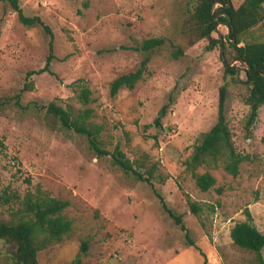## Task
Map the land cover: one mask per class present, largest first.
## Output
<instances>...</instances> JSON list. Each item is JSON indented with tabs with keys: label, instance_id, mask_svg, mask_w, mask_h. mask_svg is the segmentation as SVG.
Instances as JSON below:
<instances>
[{
	"label": "rangeland",
	"instance_id": "1",
	"mask_svg": "<svg viewBox=\"0 0 264 264\" xmlns=\"http://www.w3.org/2000/svg\"><path fill=\"white\" fill-rule=\"evenodd\" d=\"M239 4L242 0H232ZM23 13L37 15L53 32L48 71V35L25 25L8 1H0V218L20 207L37 188L69 205L63 213L72 230L37 254L49 264H258L255 253L233 244L230 228L251 212L264 234V106L245 130L246 86L224 73L219 47L206 39L187 45L176 35L187 0H18ZM223 34L227 27L219 23ZM216 35V33H214ZM165 36L183 48L178 57L166 44L152 54L133 88L110 94V82L138 67L133 47L145 38ZM125 47V48H124ZM231 60V64L236 63ZM244 79L243 74L240 80ZM32 81L33 88L26 85ZM228 84L226 119L237 151L239 173L221 165L200 166L216 179L200 190L183 161L198 135L217 119L219 87ZM81 87L90 91L82 102ZM19 97L17 98V95ZM54 102L73 112L92 109L100 125L97 155L86 137L63 129L39 105ZM36 104L38 106H36ZM167 105L161 126L153 121ZM118 147L152 186L126 173L112 159ZM18 199L4 201L3 191ZM156 191L181 214L190 245L164 211ZM188 201L202 210L195 215ZM84 247V250H83ZM264 261V247L261 250ZM0 264H12L0 242Z\"/></svg>",
	"mask_w": 264,
	"mask_h": 264
},
{
	"label": "trees",
	"instance_id": "2",
	"mask_svg": "<svg viewBox=\"0 0 264 264\" xmlns=\"http://www.w3.org/2000/svg\"><path fill=\"white\" fill-rule=\"evenodd\" d=\"M8 1L17 11L19 20L25 25L38 24L48 35V54L45 65L37 72L48 71L50 62L55 58L53 53V32L51 28L37 15H25L18 4V0ZM186 15L177 26L176 35L187 45L206 39V50L219 47L224 64V73L239 79L248 94L245 103L249 106L246 115L245 130L247 137L252 135V126L258 116V109L264 106V0H242L234 4L232 0H187ZM219 23L230 27V32L224 34L217 29ZM216 33V35H214ZM170 44L174 50L172 56L178 57L183 48L174 43L172 38L154 36L143 39L133 47L142 53V59L134 70L123 73L110 82V94L114 96L121 88H133L142 78L152 54ZM125 48V47H124ZM240 59L242 62L231 64V60ZM243 74L244 79L240 80ZM28 88H33L30 81ZM228 84L224 82L219 87L217 119L206 131L201 132L190 154L183 161L185 170L190 172L196 186L207 191L215 184V177L207 170L198 172L200 166H218L232 176L239 173L242 156L237 151L232 133L226 119V94ZM19 94L17 95V98ZM79 99L86 103L90 100V91L81 87ZM36 106H38L36 104ZM39 107L51 114L63 129L72 130L78 135L86 137L89 146L97 155L109 154L101 148L99 134L100 125L90 121L92 109L73 112L54 102ZM167 105L158 112L153 123L161 126V118L165 115ZM113 161L124 172L132 174L137 180L145 181L152 186L148 176L133 167L131 161L125 157L118 147L110 153ZM4 201L18 199L17 194L3 191ZM156 195L165 212L174 220L176 225L184 231L190 245L194 246L201 255L204 253L189 237V232L183 222L181 214L173 211L163 197L156 191ZM191 211L198 215L202 206L195 201H188ZM69 205L66 199L52 197L46 191L37 188L34 192H27L20 200V207L7 217L0 218V242L6 248L12 264H49L40 263L37 254L53 244L61 241L72 230V221L63 213ZM245 219L235 222L230 228V238L238 247L255 253L258 264H264L261 250L264 247V234L254 224L251 212L244 209ZM84 250V247H83ZM79 259L76 258L74 264Z\"/></svg>",
	"mask_w": 264,
	"mask_h": 264
},
{
	"label": "water",
	"instance_id": "3",
	"mask_svg": "<svg viewBox=\"0 0 264 264\" xmlns=\"http://www.w3.org/2000/svg\"><path fill=\"white\" fill-rule=\"evenodd\" d=\"M227 27V33L230 32V27H228L226 24H224ZM218 26V25H217ZM237 62L241 63L242 61L240 59H235Z\"/></svg>",
	"mask_w": 264,
	"mask_h": 264
}]
</instances>
